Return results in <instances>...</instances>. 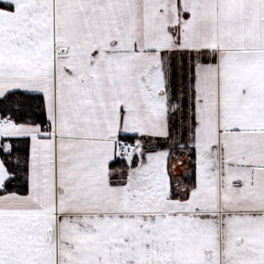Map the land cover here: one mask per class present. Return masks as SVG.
<instances>
[{
	"label": "snow or ice",
	"instance_id": "obj_1",
	"mask_svg": "<svg viewBox=\"0 0 264 264\" xmlns=\"http://www.w3.org/2000/svg\"><path fill=\"white\" fill-rule=\"evenodd\" d=\"M0 264H264V0H0Z\"/></svg>",
	"mask_w": 264,
	"mask_h": 264
},
{
	"label": "crops",
	"instance_id": "obj_2",
	"mask_svg": "<svg viewBox=\"0 0 264 264\" xmlns=\"http://www.w3.org/2000/svg\"><path fill=\"white\" fill-rule=\"evenodd\" d=\"M182 171L181 167L178 165L175 169L176 174L178 175Z\"/></svg>",
	"mask_w": 264,
	"mask_h": 264
}]
</instances>
